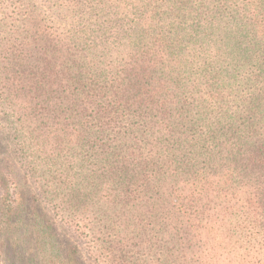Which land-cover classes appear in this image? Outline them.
<instances>
[{"label": "trees", "instance_id": "trees-1", "mask_svg": "<svg viewBox=\"0 0 264 264\" xmlns=\"http://www.w3.org/2000/svg\"><path fill=\"white\" fill-rule=\"evenodd\" d=\"M0 113V264H264V0H0Z\"/></svg>", "mask_w": 264, "mask_h": 264}, {"label": "rangeland", "instance_id": "rangeland-1", "mask_svg": "<svg viewBox=\"0 0 264 264\" xmlns=\"http://www.w3.org/2000/svg\"><path fill=\"white\" fill-rule=\"evenodd\" d=\"M1 164L2 166L7 167V169L12 172L11 177H13L15 185L24 187L30 193H35L37 195L40 194L36 189L35 182L24 171L17 157L15 156L12 136L0 113V166ZM8 187L10 188V192L14 193V184L12 182L8 183ZM3 193L4 191L0 189V195H3ZM38 204L39 212L51 222L53 228L59 234L61 239L65 242H72L77 245L79 250L80 263L92 264L87 253V244L85 242V238L79 236L78 233L75 231L76 229L74 227L66 225L60 220V218L54 215L53 212L44 204L42 198H39ZM29 229H31V226L29 227ZM16 236H18V234L13 235L12 239H16ZM11 248L16 250L15 246H11ZM21 248L25 251H28L30 249L27 244L21 246ZM15 264H23V262L16 261Z\"/></svg>", "mask_w": 264, "mask_h": 264}]
</instances>
